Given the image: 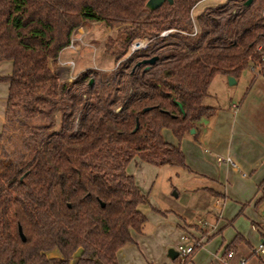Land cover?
<instances>
[{
	"label": "trees",
	"instance_id": "16d2710c",
	"mask_svg": "<svg viewBox=\"0 0 264 264\" xmlns=\"http://www.w3.org/2000/svg\"><path fill=\"white\" fill-rule=\"evenodd\" d=\"M147 1L0 0V61L11 62L0 75L8 83L5 112L25 124L18 155L0 161V264H119L117 251L134 242V229L144 230L142 205L149 203L129 161L139 155L188 168L184 150L162 129L182 138L215 111L204 102L214 76L238 77L259 60L264 0L206 7L197 14V35L179 30L192 31L190 11L201 0H167L154 9ZM86 20L122 26L105 43L116 61L144 35L153 37L150 51L122 60L107 79L87 67L63 82L57 57ZM167 28L179 30L161 35ZM153 55L155 63L138 64ZM245 239L237 233L225 253ZM54 247L59 255L49 256Z\"/></svg>",
	"mask_w": 264,
	"mask_h": 264
},
{
	"label": "crops",
	"instance_id": "0c3cea01",
	"mask_svg": "<svg viewBox=\"0 0 264 264\" xmlns=\"http://www.w3.org/2000/svg\"><path fill=\"white\" fill-rule=\"evenodd\" d=\"M82 24L88 30L87 35L93 33V26L96 25L98 30H102L100 37L103 41L112 30L103 21L86 20ZM81 48L82 46H80ZM80 49L78 52H80ZM62 50L57 57V67L72 59H61L60 53ZM10 69V61H0V75L7 74ZM83 69L85 68H80L77 72ZM7 88L8 83L0 80V127L3 121V113L6 115ZM226 93H229V95L224 98V104H213L205 101L206 104L214 106L215 111L199 120L196 123L194 132L190 130L182 138H178L171 128L164 127L162 129L165 139L179 144L184 150L188 168H181V175L187 176V183H190V185L185 188H177L172 193L174 196L166 193V195L163 194V198H159L156 194L149 197L147 190L150 189L153 178V176L149 177V174L155 170L159 174L165 165L152 164L139 155L134 156L129 161L126 169L134 175L141 190L148 195L153 209L147 211V222L144 230L142 232L135 229L132 231L134 242L118 249L119 264H154V261L161 263L162 260H166L164 251L172 245L176 246L174 248L177 249L178 244L181 242V234L184 232L182 231L179 236L178 228L183 229V223L189 226H203L209 223L214 227L211 235L203 239V244L200 246L203 248L207 240L214 234L222 232L220 227L224 218V215L222 216L223 211L221 214L215 210L218 207L217 200L221 198V195L226 199L229 194L244 198L243 196L252 193V200L258 195L259 199L261 198V186L264 184V129L260 128L242 111L244 98L240 101L233 100L234 94L230 88L227 89ZM226 99L229 100L226 101ZM57 117L59 118V116ZM219 156H230L236 165L227 160L219 162ZM246 180L248 181L246 182ZM240 182L242 186L238 191V189H235V184ZM227 183L228 186H226ZM181 198H183L182 202L180 201ZM160 199L164 202L160 203ZM233 219L229 220L228 218L226 224H232ZM262 221L263 219L260 218L257 220L252 219V226L264 231ZM176 231L178 233L175 238ZM190 231L198 236L201 235L200 231L198 232L192 227H190ZM261 231L259 232L261 233ZM237 233L241 232L236 231L231 236V240ZM250 238L251 236L249 239L246 238L239 246L246 243L247 245L250 244L248 246L254 247ZM262 239L261 234V241H263ZM147 250H149L148 254ZM48 253L49 256H56L59 255V250L54 247ZM260 254L254 255L251 259L255 257L257 261L259 258L264 260V257H261ZM234 258L235 255L230 258L226 256L224 249L222 254L214 255L212 260L197 261L199 264H226L225 261Z\"/></svg>",
	"mask_w": 264,
	"mask_h": 264
},
{
	"label": "rangeland",
	"instance_id": "374dc122",
	"mask_svg": "<svg viewBox=\"0 0 264 264\" xmlns=\"http://www.w3.org/2000/svg\"><path fill=\"white\" fill-rule=\"evenodd\" d=\"M226 1L227 0H201L195 7L194 15L199 14L206 7L217 6L221 3H225ZM93 27V33L85 36V39L83 40L85 44L82 45L80 52L69 47H65L60 53V57L61 59L72 58L73 60H75L74 72H77V70H79L80 68L98 66L99 68H93L100 72L101 78L107 79L110 74L116 69L117 62L113 55L106 53V39L109 34L116 35L118 30L122 26L116 25L111 28L112 30L108 35H106L104 41L102 37H100V33L102 30H98V28H96V25ZM178 30L176 28V31ZM182 34L188 33L183 32ZM95 47L96 50L94 51ZM127 54L121 60H124ZM254 65L255 62H251L248 67L242 70L238 78H236L237 81L233 83H230L228 74L219 73L214 76L210 84L208 93L204 97V102L207 101L213 104H224V98L229 95V93H226V91L230 88V90L234 94L233 100L240 101V99L244 98V101L242 102V111L245 113V115L251 118L260 128L264 129V72L259 73L257 69H253ZM228 100L229 99H226V101ZM57 116H59V113H55L56 119ZM21 118L22 117L19 114L7 116L3 113V121L0 127V161L3 164H5L12 157H16L19 153V150L21 149V136L25 132V124L21 122ZM38 121L39 120L36 119V122ZM164 167L159 174L158 171L156 173V170L149 174V177L153 176L150 189L147 190L149 193V197L156 194L159 198H163V194L166 195V193L174 196L172 193L177 188H185L186 186L190 185V183H187V176L181 175L182 169L180 167L171 165H165ZM247 181L248 180H246V182ZM226 186H228V183L226 184ZM241 186V182L237 183L235 184V189H238L239 191ZM263 188L264 184L261 186L262 194ZM240 194L243 195L242 192H240ZM220 197L221 198H219L217 201L218 207L215 210H217V212L221 214L223 211L222 216L224 215V218L222 221L223 223H221L220 227L222 228V232H217L216 234H214L209 240H207L203 248L200 247L197 252H195L194 254L192 253V255L190 254L185 259H182L181 256L172 258L169 255V248L176 246H169L164 251V257L166 258V260H162L161 263H158V261H154V264H199L198 261L212 260L214 258V255L222 254V252L226 248L225 245L228 243V241L231 240V236L236 231H240L248 239L251 236L250 241L254 247H257L262 242L261 233L259 232L261 230L252 226V219H263L262 225L264 227V200L262 199L261 201L257 202L259 200V195L252 200V193L243 196L244 198H242V196H231L230 194L227 199L222 197V195ZM164 200L160 199L159 201L160 203H163ZM182 200L183 198H181L180 201L182 202ZM142 208L144 209L146 214L147 211L153 209L150 201L148 204L142 205ZM228 218L229 220L234 218L232 224H226ZM167 223L169 222L167 221ZM183 225V229L178 226L179 236L182 231L186 232L190 236V238L199 241V243L200 241L202 243L203 239L209 237L214 228L209 223L203 226H189L188 224L184 223ZM190 227L194 228V230H197L198 232L200 231L201 235L198 236L193 231H190ZM177 233L178 232L176 231L175 238L177 237ZM251 247L252 246H248L246 243H243L241 246L237 247L238 250L231 249L234 252L235 258L233 260H229V262L231 264H238L242 258L245 259V257H248L250 255V252L253 250L251 249ZM146 252L148 254L149 250H147ZM195 254H197L196 257H194ZM191 256L193 257V259ZM260 256L264 257V253H261ZM251 260L246 261L245 264H260L262 261L264 262V260H262L261 258L257 261L255 257Z\"/></svg>",
	"mask_w": 264,
	"mask_h": 264
},
{
	"label": "built area",
	"instance_id": "2783aa9c",
	"mask_svg": "<svg viewBox=\"0 0 264 264\" xmlns=\"http://www.w3.org/2000/svg\"><path fill=\"white\" fill-rule=\"evenodd\" d=\"M196 5L197 4H195L191 8V11H190V14L193 20L192 31L190 32H187L184 30H179V31L186 32L189 35H197L200 32L199 24L197 21V15H194V12H195L194 10H195ZM262 14L264 15V5L262 9ZM87 31H88L87 28L83 26V24H80L79 26L75 27L71 33L70 42L66 45V47H69L73 50L78 51L80 49V46L85 44L83 40L85 39V36L87 35ZM173 31H176V28H167L161 32V35L164 36ZM152 40H153V37L144 36V37H140L134 40L133 42H131V44L129 45L128 54L125 57V59L138 51L149 52L150 51L149 48H150V44ZM255 50L256 52H258L260 58L253 66V69H257L259 73H262L264 72V41L258 42L256 44ZM121 61H122L121 59L116 61L117 62L116 67L119 65ZM74 67H75V60L73 59H69L65 61L62 65H60V67H57L56 71L59 74L60 80L66 83L71 82L78 73V72H74ZM94 67L99 68L98 66H94ZM223 160H227L230 163L236 165L234 160L230 156L228 157L219 156L218 157L219 162H222ZM197 244H201V241L199 243V241L193 238H190V236L186 232L182 233L181 242L178 244V247H177L179 256H181L182 259H185L195 250V247ZM254 250L256 253H264V241H262L257 247H254L253 251ZM233 255H234V252L232 250H229L226 253V256H228L229 258L232 257ZM246 261H247L246 259L242 258L238 264H245ZM225 262L226 264H231L229 261H225Z\"/></svg>",
	"mask_w": 264,
	"mask_h": 264
},
{
	"label": "water",
	"instance_id": "95a60500",
	"mask_svg": "<svg viewBox=\"0 0 264 264\" xmlns=\"http://www.w3.org/2000/svg\"><path fill=\"white\" fill-rule=\"evenodd\" d=\"M165 1L167 0H148L147 1V6L151 9H154V8H157L159 7L160 5H162ZM169 2H173V0H168ZM252 2V0H246L245 4L246 5H249L250 3ZM158 55H153V56H150V57H147V58H144L140 61H138V64L140 63H149V64H153L156 62V60L158 59ZM229 81L230 83H233L236 81V78L233 76V75H229ZM179 105H180V108L183 112H185V109H184V106H183V103L181 101H178ZM151 106H146L142 109V111H146L148 109H150ZM139 126V120H137V124H136V127L135 129H137ZM195 131V128H192L191 129V132H194ZM102 205H105V202L102 201ZM18 228V232H19V235L21 236L22 240H25V235L23 233V230H22V227H21V224H18L17 226ZM169 255L172 257V258H176L178 255H179V252L177 249H175L174 247H171L169 249Z\"/></svg>",
	"mask_w": 264,
	"mask_h": 264
}]
</instances>
